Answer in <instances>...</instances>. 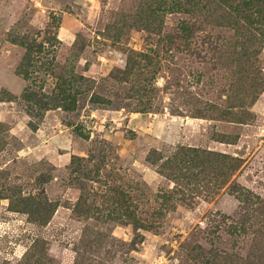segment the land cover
Segmentation results:
<instances>
[{"label":"rangeland","instance_id":"obj_1","mask_svg":"<svg viewBox=\"0 0 264 264\" xmlns=\"http://www.w3.org/2000/svg\"><path fill=\"white\" fill-rule=\"evenodd\" d=\"M0 264H264V0H0Z\"/></svg>","mask_w":264,"mask_h":264}]
</instances>
